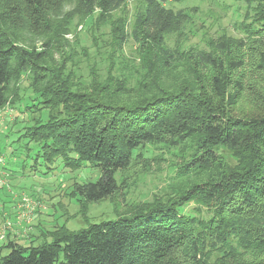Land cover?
Segmentation results:
<instances>
[{
  "label": "trees",
  "instance_id": "1",
  "mask_svg": "<svg viewBox=\"0 0 264 264\" xmlns=\"http://www.w3.org/2000/svg\"><path fill=\"white\" fill-rule=\"evenodd\" d=\"M125 1L0 0V112H22L19 98L8 96L33 74L35 95L58 110L45 122L32 119L19 140L40 145L48 164L61 158L72 170L99 169L97 181L74 186L83 209L113 200L118 176L127 178L143 151L164 138L181 157L179 146L191 142L178 174L183 184L115 220L77 232L59 228L40 247L10 243L0 264H264V98L237 111L247 88L237 73L248 69L264 81V0H245L256 13L251 27L243 25L247 40L224 37L207 51L185 53L169 49L166 38L186 15L165 4L186 0H146L130 34L122 19L112 22V42L89 66V84L65 76L53 59L72 18L53 11L73 2L80 18L93 21L99 12L101 22ZM28 34L42 39L43 49L30 46ZM129 36L138 44L131 58L123 48ZM245 48L249 56L241 55ZM216 252L224 254L212 263Z\"/></svg>",
  "mask_w": 264,
  "mask_h": 264
},
{
  "label": "rangeland",
  "instance_id": "2",
  "mask_svg": "<svg viewBox=\"0 0 264 264\" xmlns=\"http://www.w3.org/2000/svg\"><path fill=\"white\" fill-rule=\"evenodd\" d=\"M165 7L186 15L182 29L172 32L166 38L167 47L180 53L196 49L207 51L211 42H217L224 37L247 40L243 25L248 24L251 27L255 23L256 13L245 0H186L179 3L168 2ZM145 8L146 0H126L110 18L99 22V12H96L93 21L84 20L75 14L73 2H62L53 11L56 18L72 20L68 27L69 32L62 35V46L59 43L58 53L54 52V63L64 65L65 76H70L72 72L79 77L83 76V82L89 84V66L94 65L95 61L99 62V56L105 53L107 44L112 42V22L122 19L125 32L130 34L133 31L134 18ZM26 36L30 46L43 49L42 39L30 34ZM248 42L246 41L247 47H250ZM123 46L125 56H136L138 44L133 38L129 36ZM240 53L242 56H249L251 51L245 48ZM64 57L66 61L60 62ZM253 74L248 69L237 73V77L241 76L247 84L237 111L253 110L257 99H260L259 95L264 98V81L259 78L253 80ZM32 83L33 74L25 73L13 84V90L8 96L9 100L19 98L21 113L11 107L0 112V155L5 160L0 169V173H3L0 175V237L6 224L12 226L6 232L5 238L0 239L1 258L10 254V243L22 247H40L51 243L52 232L59 228L66 227L77 232L86 229L89 223L112 221L130 214L143 203L166 199L167 195L179 190L183 181L180 182L178 174L184 160L192 151L188 149L191 142L179 146L181 157L178 152L167 147L165 143L168 140L164 138L160 144L151 145L143 151L144 157L135 161L127 178L118 176L120 190L113 200L83 209L78 204V199L72 196L74 186L97 181L100 177L99 169L88 164L72 170L61 158L48 164L39 154L40 145L30 142L29 139L19 140L25 132L28 134L26 128L32 126V119L39 120L36 123L45 122L48 114L57 113L58 110V107L54 108L50 103H41L42 100L34 93ZM77 83L78 80H75L74 84ZM38 110L40 111L37 113ZM224 153L226 158L232 160L229 153ZM23 196L38 203L29 222V217L22 219L23 211L19 209ZM192 208L190 206L186 211ZM223 254L214 253L211 262H216Z\"/></svg>",
  "mask_w": 264,
  "mask_h": 264
},
{
  "label": "built area",
  "instance_id": "3",
  "mask_svg": "<svg viewBox=\"0 0 264 264\" xmlns=\"http://www.w3.org/2000/svg\"><path fill=\"white\" fill-rule=\"evenodd\" d=\"M5 160L4 158L0 155V169L4 165ZM3 173H0V175ZM38 207V203H36L34 200L30 199L29 197L23 196L21 198V203L19 205V209L23 211L21 213L22 219H25L26 217H29L28 222L31 220V216L33 215V212L35 209ZM11 224H6L3 229V234L0 237V239H4L6 236V232L10 230Z\"/></svg>",
  "mask_w": 264,
  "mask_h": 264
}]
</instances>
